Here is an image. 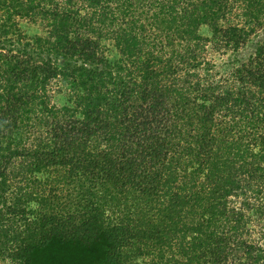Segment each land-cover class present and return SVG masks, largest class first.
I'll return each mask as SVG.
<instances>
[{
  "label": "trees",
  "instance_id": "trees-1",
  "mask_svg": "<svg viewBox=\"0 0 264 264\" xmlns=\"http://www.w3.org/2000/svg\"><path fill=\"white\" fill-rule=\"evenodd\" d=\"M263 27L264 0H0V264H264V40L217 59Z\"/></svg>",
  "mask_w": 264,
  "mask_h": 264
},
{
  "label": "rangeland",
  "instance_id": "rangeland-1",
  "mask_svg": "<svg viewBox=\"0 0 264 264\" xmlns=\"http://www.w3.org/2000/svg\"><path fill=\"white\" fill-rule=\"evenodd\" d=\"M20 25L22 26L23 30L31 37H34L37 34H44V30L42 28V25L38 22H32L28 20L27 18H20ZM15 28L11 29L10 32L4 37H0V50H9L14 49L17 50L20 48L21 43L17 39V36L14 35ZM202 32L206 35H210V28L207 25H204L202 27ZM264 40V27L260 28L256 33H254L251 36V39L249 40L248 44L241 47L238 50H229L228 52L224 54H218L217 53V59L220 63V65L224 69H231L235 66L239 65L243 61H245L254 51L256 50V47L260 42ZM110 52L112 58H115L118 55V52L116 48L110 44ZM29 50L36 56L42 55L47 56L48 53H41L40 50L29 47ZM37 57V56H36ZM56 61L59 63V65H64L63 63L66 61L63 57L57 58ZM64 94H58L57 99L60 100V102H63L64 100Z\"/></svg>",
  "mask_w": 264,
  "mask_h": 264
}]
</instances>
